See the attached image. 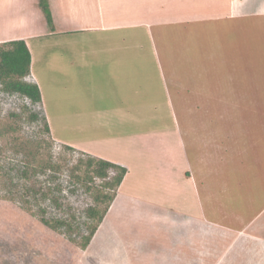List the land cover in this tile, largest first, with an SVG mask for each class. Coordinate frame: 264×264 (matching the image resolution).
I'll return each mask as SVG.
<instances>
[{"label":"crops","instance_id":"1","mask_svg":"<svg viewBox=\"0 0 264 264\" xmlns=\"http://www.w3.org/2000/svg\"><path fill=\"white\" fill-rule=\"evenodd\" d=\"M12 1L0 0V18H9L10 23L3 25L4 20L0 19V43L26 41L32 55L30 78L39 84L43 104V89L35 72L30 44L40 34L16 33L20 30H14L11 21L15 15L10 13L15 7ZM49 3L54 28L45 32L47 36L78 31L97 33L89 46L92 50L123 54L124 50H130L128 47L146 48V44L127 43L129 35L139 33L146 37L152 50V59L138 60L135 65L138 69L133 66L126 69L123 65L112 81L116 87H122L115 90L129 86L135 94L102 110L92 107L75 112L101 115L110 112L111 120V115L117 114L128 121L124 122L128 126L125 130L108 131L96 137L97 141H107V149L98 142L91 149L87 143L79 146L127 167L128 172L77 264H264V123H238V116L244 112L241 100L263 96L257 89L264 88V78L247 75L242 69L225 71L224 66L228 68L230 64L223 58L213 62H207L206 56L195 58L205 44L199 38L203 36L201 28L207 31L203 24L264 19V0H49ZM34 16L33 9L26 17L27 26H34ZM178 26H186L187 77L175 74L169 80L164 76L155 42L167 30ZM110 37L117 38L116 43L97 42ZM66 51L75 53L69 57L71 63L79 61V51L73 48ZM151 66L158 72L153 83L144 77L145 69ZM138 70L141 75L136 78ZM134 80L137 83L131 86ZM248 83L257 86L248 92ZM181 90L186 98L179 95ZM180 96L202 101L190 106L187 102L183 111L173 101ZM164 110L172 122L163 125L152 122L144 129L130 128L138 116H153L158 122ZM178 112L182 114L181 120ZM115 136L121 141L110 147V138ZM107 236L110 246L103 243Z\"/></svg>","mask_w":264,"mask_h":264},{"label":"rangeland","instance_id":"2","mask_svg":"<svg viewBox=\"0 0 264 264\" xmlns=\"http://www.w3.org/2000/svg\"><path fill=\"white\" fill-rule=\"evenodd\" d=\"M12 3H15L10 12H15L11 18L13 28L20 30L16 33L40 34L38 38L31 39L30 44L45 103L33 104L19 93L7 92L0 81V131L5 132L0 135V264H77L81 251L86 249L82 247L85 236L89 234L91 225L96 223V219L88 216L87 210L94 205L100 211L103 208V204L96 203L92 196L95 189H102L103 180L89 177L85 162L79 165V169L76 167L79 159H87L91 154L79 146L87 143L90 148L98 142L107 149V141H97L96 137L106 135L108 131L118 133L125 130L128 121L117 114L111 115V120L110 112L103 115L75 112L92 107L102 110L110 107V103L113 105L135 94L129 86L123 87L127 90H115L122 87H116L118 85L113 80L123 65L128 69L129 66L136 67L138 60L152 59V50L146 37L143 34L139 36V33L129 35L127 43L146 44V48L128 47L130 50H124L123 54L112 50H92L89 46L97 33L78 31L47 36L45 32L53 28L49 26L39 0H13ZM33 9L34 26H27L29 19L26 17L32 14ZM0 19L4 20L3 25L10 24L9 18ZM203 27L207 31L201 28L203 36L199 38H203L205 44L200 52H196L195 58L206 56L207 62L223 58L227 60L226 64H230L228 68L224 66L225 71L242 69L247 75L264 78V19L209 22ZM185 28L178 26L167 30L155 42L156 52L163 61L164 76L166 74L169 80L175 74L187 77L184 65L189 43ZM116 39L110 37L97 42L114 44ZM84 44L82 51L89 49L88 52L80 51ZM70 48L79 51L77 63L70 62V55L75 54L66 51ZM138 71L136 78L141 75V70ZM145 73L146 81H157L158 72L154 67L145 69ZM27 79L32 78L29 75ZM135 83L136 80L130 82L131 86ZM247 85L248 92L257 86L256 83ZM257 91L259 95L264 94V88ZM179 95L184 97V92L181 90ZM181 96L174 97L173 101L176 108L183 111L188 103L190 106L202 101L186 100ZM163 101L166 103L165 98ZM240 105L244 112L238 116V123H264V95L243 98ZM161 113L158 122L153 116H138L135 122L131 121L133 125L130 128L144 129L152 122L160 125L172 122L165 110ZM181 116L179 113L180 120ZM46 117L52 134L45 129ZM118 141H121L119 136L110 138V147ZM99 144L95 147L98 148ZM40 160H51L55 167L37 171ZM89 187L96 188L90 192ZM44 219H49L55 226L48 225ZM107 237L102 242L110 246V236Z\"/></svg>","mask_w":264,"mask_h":264},{"label":"trees","instance_id":"3","mask_svg":"<svg viewBox=\"0 0 264 264\" xmlns=\"http://www.w3.org/2000/svg\"><path fill=\"white\" fill-rule=\"evenodd\" d=\"M39 5L44 12V15L48 21L50 27L54 28V21L52 12L50 9L49 0H39ZM31 51L24 39L10 40L0 43V81L3 89L7 92H16L27 98H29L33 104H42V92L39 84L35 80H28L27 77L31 74ZM34 118H37L36 114H33ZM45 129L48 133L52 134L50 124L45 118ZM0 131V135H2ZM69 149H74L72 146H67ZM85 160V161H83ZM87 165L89 171V177L101 178L103 184L102 189H95L96 187H89L91 192L93 189V198L98 204H103V208L98 210L96 206H90L88 208V216L96 219V223L91 225L89 234L85 236V242L82 247L85 249L90 244L93 236L95 235L99 225L103 221L106 213L110 208L111 202L114 200L118 188L122 183L125 175L128 172V168L107 160L102 157L88 155L87 159H79L76 167L79 169V165L84 163ZM37 167L38 170L45 171L46 168H54V163L51 160H40ZM36 168L34 169V171ZM81 178V177H78ZM107 189L109 191H107ZM48 225H53L49 219H44ZM62 223V222H60Z\"/></svg>","mask_w":264,"mask_h":264}]
</instances>
